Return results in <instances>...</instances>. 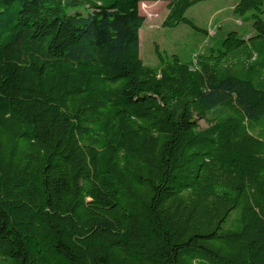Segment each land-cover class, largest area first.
Segmentation results:
<instances>
[{"label": "trees", "instance_id": "obj_1", "mask_svg": "<svg viewBox=\"0 0 264 264\" xmlns=\"http://www.w3.org/2000/svg\"><path fill=\"white\" fill-rule=\"evenodd\" d=\"M207 1L0 0V256L264 264V0L248 39L140 58V4L203 32Z\"/></svg>", "mask_w": 264, "mask_h": 264}, {"label": "rangeland", "instance_id": "obj_2", "mask_svg": "<svg viewBox=\"0 0 264 264\" xmlns=\"http://www.w3.org/2000/svg\"><path fill=\"white\" fill-rule=\"evenodd\" d=\"M239 2L240 0H214L201 2L190 8L186 18L203 32L195 31L186 24L174 28L163 27L168 16L165 2L140 4V14L146 20L140 31V58L143 64L159 70L161 64L157 50L165 62L177 56L183 63H196L202 55H209L212 48L217 51L230 32H237L241 38L248 39L254 34L253 21L250 19L251 14L243 17L234 14V8ZM200 125L206 128L204 122H200ZM0 264L11 262L0 256Z\"/></svg>", "mask_w": 264, "mask_h": 264}, {"label": "bare ground", "instance_id": "obj_3", "mask_svg": "<svg viewBox=\"0 0 264 264\" xmlns=\"http://www.w3.org/2000/svg\"><path fill=\"white\" fill-rule=\"evenodd\" d=\"M145 6V5H144Z\"/></svg>", "mask_w": 264, "mask_h": 264}]
</instances>
